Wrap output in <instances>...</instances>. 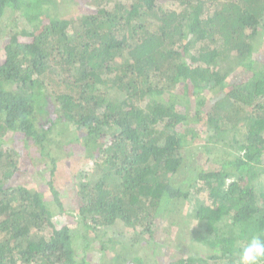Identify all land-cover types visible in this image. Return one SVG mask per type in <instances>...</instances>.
I'll return each instance as SVG.
<instances>
[{
	"label": "trees",
	"instance_id": "trees-1",
	"mask_svg": "<svg viewBox=\"0 0 264 264\" xmlns=\"http://www.w3.org/2000/svg\"><path fill=\"white\" fill-rule=\"evenodd\" d=\"M62 1L0 0V264H238L264 236V0Z\"/></svg>",
	"mask_w": 264,
	"mask_h": 264
},
{
	"label": "rangeland",
	"instance_id": "rangeland-1",
	"mask_svg": "<svg viewBox=\"0 0 264 264\" xmlns=\"http://www.w3.org/2000/svg\"><path fill=\"white\" fill-rule=\"evenodd\" d=\"M69 2L70 1H67V0H63L62 1L61 5H60V10H59L60 14L63 13L64 15L67 16L69 14L68 10L69 9L70 10L71 9H74V5H76V3L71 2L72 5L69 6ZM67 3H68V5L66 6ZM74 10L75 11H78V6L77 5L75 6V9ZM20 20H21V22H25L26 23V21L23 19V17ZM200 138L201 139L204 138V135L202 134L200 136ZM91 163L92 162H90L89 160H87L85 157L83 158V163H82V169H83L82 173L83 174H87L88 176L91 174L92 169H93L92 165H90ZM80 173H81V171H80ZM77 178H78V181H79V179H80L79 174H78ZM58 179H62L64 181L66 178H64V174H63V175H59V178ZM196 199L197 200H200L201 199V196H197ZM185 210H188V204H186ZM161 224H163V226H161ZM161 224L156 229V232H157L156 235H155L156 241L158 243H161V244L162 243L163 244L164 243H168V245H171L174 248H178V250H181L179 252V254H182L184 251H186V249L188 248L187 246L189 244V238L187 237L186 239H184V238H182V239L181 238L175 239L174 238L175 233L178 234L176 228H173V227L169 226L166 221H164V223L161 222ZM184 236H187V234H185ZM139 253L141 255L143 254L141 252H139Z\"/></svg>",
	"mask_w": 264,
	"mask_h": 264
},
{
	"label": "clouds",
	"instance_id": "clouds-1",
	"mask_svg": "<svg viewBox=\"0 0 264 264\" xmlns=\"http://www.w3.org/2000/svg\"><path fill=\"white\" fill-rule=\"evenodd\" d=\"M238 264H264V236L252 235L242 247Z\"/></svg>",
	"mask_w": 264,
	"mask_h": 264
}]
</instances>
